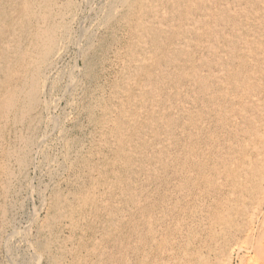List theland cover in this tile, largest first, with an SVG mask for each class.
<instances>
[{"label": "rangeland", "instance_id": "374dc122", "mask_svg": "<svg viewBox=\"0 0 264 264\" xmlns=\"http://www.w3.org/2000/svg\"><path fill=\"white\" fill-rule=\"evenodd\" d=\"M12 1L16 0H0V23L18 17V3ZM94 1L49 0L36 10L58 17L61 6L68 7L63 10L71 39L59 66L49 74L48 89L58 79L59 90L41 98L42 121L38 118L31 133L46 140L44 150L32 157L34 164L26 169L13 200L10 197L11 222L0 237V264H221L233 241L244 239L252 209L264 194V0H126L128 5L121 3L114 14L101 7L108 0ZM192 20L199 22V29L188 34ZM83 30L92 41L90 49L81 37ZM178 35L189 40L186 48L174 45ZM221 66L223 74L217 76ZM194 71L205 88L191 80ZM70 79L82 87L62 91ZM3 80L0 70V85ZM183 105L187 111H182ZM204 120L205 126H199ZM54 122L61 123L68 144L60 129L54 130ZM116 123H121V140ZM18 128L7 127L2 139L6 145L24 133ZM120 145L125 152L118 156ZM50 159L57 160L52 168L46 162ZM55 194L69 201L60 214L49 206ZM134 199L139 206H133ZM146 216H152L151 225ZM257 217V257L242 253L231 264H264V205ZM28 236L41 258H32ZM251 258H258L257 263Z\"/></svg>", "mask_w": 264, "mask_h": 264}, {"label": "bare ground", "instance_id": "6f19581e", "mask_svg": "<svg viewBox=\"0 0 264 264\" xmlns=\"http://www.w3.org/2000/svg\"><path fill=\"white\" fill-rule=\"evenodd\" d=\"M71 1V0H69ZM80 1V0H79ZM84 1V0H83ZM94 1V0H92ZM103 1V0H102ZM126 0H108L106 3L105 1L104 4L101 6V2L100 6L102 7L103 10L108 11L109 13H113L117 6H119L121 3H124L125 5H128V1ZM138 1V0H137ZM140 1V0H139ZM192 1V0H191ZM95 2V1H94ZM97 2V1H96ZM136 2V0H135ZM144 2V1H141ZM146 2V1H145ZM13 4L18 3V10H19V14L18 17L15 19H10L8 21V18L6 21H4L5 23H0V40L2 45L0 44V60H1V64H0V70L1 73H3L4 75V80L2 85V92L0 95V198L2 199V202H0V237L2 238L3 233L5 232L6 229H8V220L11 219V215L10 219L7 218V214L9 213V208H11V206L9 207V202L10 201V197L13 200V194L16 192V187L20 184V182L23 180L24 176H25V172L26 169H28V166L30 164V162L34 159H32V157H36V155L38 153H42L44 150V140L39 141L37 138H35V136L33 135L34 133H31L33 131V129H35L34 127L37 125V123H41L42 119L40 120L41 117V113H42V109L44 110V106L42 104V96H47L50 95L54 92H52L54 89L57 90V85H58V79L57 80H53L54 83L52 85V89L49 88L48 89V80H49V74H51V72H53V69L58 65L57 63L62 60L63 58V49H65L66 45L70 42L71 39V33L70 30L67 27V18L68 15L64 12L63 9H65L67 11L68 7H62V11H60V13L58 14V17H54L55 15L53 13H42V14H37V8L38 9H43V7L47 6L50 4L49 0H16V1H12ZM53 3V2H52ZM91 3V2H90ZM240 3V2H239ZM60 4V3H59ZM71 4V3H69ZM87 4V3H86ZM95 4V3H94ZM229 4V3H228ZM39 5V6H38ZM52 5V4H51ZM58 5V4H57ZM56 5V6H57ZM91 5V4H90ZM140 5V4H139ZM145 5V4H144ZM38 6V7H37ZM59 6V5H58ZM57 6V7H58ZM99 6V5H97ZM228 6V5H227ZM96 7V6H95ZM122 7V6H121ZM148 7V6H147ZM229 7V6H228ZM77 8V7H76ZM89 8V7H88ZM145 8V7H144ZM144 8L141 9V13L142 15L145 14ZM158 8V7H157ZM2 9V8H1ZM78 9V8H77ZM86 9V8H85ZM93 9V8H90ZM129 9V8H128ZM177 9V8H176ZM3 10V9H2ZM5 10V9H4ZM3 10V13L5 16L7 15ZM58 10V9H57ZM60 10V9H59ZM54 11V10H53ZM56 11V9H55ZM80 11V10H79ZM96 11V10H95ZM212 11V10H211ZM231 11V10H230ZM237 11V10H236ZM263 11V10H262ZM84 12V11H83ZM88 12V11H87ZM213 12V11H212ZM218 12V11H217ZM69 13V12H67ZM79 13V12H78ZM85 13V12H84ZM90 13V11H89ZM88 13V14H89ZM115 13V12H114ZM113 13V14H114ZM140 13V12H139ZM51 14H53L54 16H52ZM72 14V13H71ZM76 14V13H75ZM97 14V13H96ZM99 14V13H98ZM98 14L96 16H98ZM102 14V13H101ZM106 14V13H105ZM104 14V15H105ZM107 14V15H108ZM112 14V15H113ZM11 15V14H10ZM67 15V16H66ZM70 15V14H69ZM77 15V14H76ZM92 15V14H91ZM2 16V15H1ZM95 16V17H96ZM106 16V15H105ZM104 16V18H106ZM214 16V15H213ZM75 17V16H74ZM77 17V16H76ZM86 17V16H85ZM84 17V20H85ZM88 17V16H87ZM86 17V18H87ZM90 17V16H89ZM198 17V16H197ZM80 18V16H79ZM103 18V20H104ZM247 18V17H246ZM4 19V18H3ZM77 19V18H75ZM98 19V18H97ZM209 19V18H208ZM83 20V19H82ZM96 20V19H95ZM94 20V21H95ZM248 20V19H247ZM264 20V19H263ZM72 21V20H71ZM75 21V20H74ZM73 21V22H74ZM78 21V19H77ZM80 21V19H79ZM259 21V20H258ZM10 22V23H9ZM76 22V21H75ZM74 22V23H75ZM83 22V21H82ZM87 22V21H85ZM89 22V21H88ZM97 22V21H95ZM103 22V21H102ZM78 25V23H76ZM88 24V23H87ZM72 25V24H71ZM77 25H73V26H77ZM86 25V24H85ZM91 25V24H90ZM88 24V26H90ZM101 25V24H100ZM181 25V24H180ZM199 25V22L196 20H192L191 24L189 25V27L191 29H187V33L189 31V33L191 32H196L199 28L197 27ZM204 27H208L205 23H203ZM83 26V25H82ZM81 26V27H82ZM253 26V25H252ZM84 27V26H83ZM141 27V26H140ZM71 28V27H70ZM78 28V27H77ZM86 28V27H85ZM90 28V27H89ZM88 28V29H89ZM99 28V27H98ZM197 28V29H195ZM229 29V24L226 25L225 24V30ZM74 29V28H73ZM72 29V30H73ZM79 29H81L79 27ZM83 29V28H82ZM87 29V30H88ZM97 29V28H95ZM195 29V30H194ZM231 29V28H230ZM77 30V29H76ZM99 30V29H98ZM182 30V29H180ZM223 30V31H225ZM75 31V30H74ZM78 31V30H77ZM93 31V30H92ZM86 31H82L81 32V37L84 36L85 37V47L86 48H91V43L92 41L87 38V36H85ZM75 33V32H74ZM188 33V34H189ZM184 34V33H183ZM92 34H90L91 36ZM107 35V34H106ZM181 35V34H179ZM177 36L176 38V43L174 45L177 46V48L182 47V48H186L188 45L187 41H189L188 39H186L185 37H183L184 35ZM77 36V35H76ZM79 36V35H78ZM102 36V35H101ZM225 36V35H224ZM80 37V42L82 40V38ZM217 37V36H216ZM75 38V37H74ZM78 38V37H77ZM214 38V37H213ZM93 39V38H92ZM77 41V40H76ZM138 42V41H137ZM156 42V40H155ZM76 43V42H74ZM79 42H77L78 44ZM82 43V44H83ZM98 43V42H97ZM161 43V42H160ZM70 44V43H69ZM73 43L71 42V45ZM81 44V45H82ZM144 44V43H143ZM75 46V45H74ZM73 46V47H74ZM179 46V47H178ZM184 46V47H183ZM186 46V47H185ZM77 47L79 48V46L77 45ZM82 47V46H81ZM84 47V46H83ZM175 47V46H174ZM77 48V49H78ZM68 49V47H67ZM81 49V48H80ZM84 49V48H83ZM82 49V50H83ZM88 49V50H89ZM232 49V48H231ZM87 50V51H88ZM235 50V49H234ZM80 51V50H78ZM84 51V50H83ZM168 51V50H167ZM174 51V50H173ZM178 52V51H177ZM67 53V52H66ZM79 53V52H77ZM87 53V52H86ZM171 53V52H170ZM96 54V53H95ZM145 54V53H144ZM67 55V54H66ZM65 56V55H64ZM81 56V55H80ZM88 56V55H87ZM86 56V57H87ZM91 56V55H90ZM89 56V57H90ZM173 56V55H172ZM205 57V56H204ZM129 58V57H128ZM169 58V57H168ZM109 59V58H108ZM157 59V58H156ZM176 58H173L172 61L174 62ZM205 59V58H204ZM92 60V59H91ZM65 61V60H64ZM76 61V60H75ZM82 61V60H81ZM94 61V60H93ZM179 61V60H178ZM68 62V61H67ZM62 63V62H61ZM72 63V62H71ZM188 63V62H187ZM57 64V65H56ZM70 64V63H69ZM112 64V63H111ZM56 65V66H55ZM123 65V64H122ZM171 65V64H170ZM59 66V65H58ZM162 66V65H161ZM2 67V68H1ZM191 67V66H190ZM61 68V67H60ZM71 68V67H70ZM159 68V67H158ZM57 69V68H56ZM55 69V70H56ZM65 69V68H64ZM63 69V70H64ZM191 70V69H190ZM197 70V68H196ZM68 71V70H67ZM82 71V70H81ZM219 71L221 73H218L217 76L222 75L224 68L221 66V69H219ZM57 72V71H56ZM230 72V71H229ZM58 73V72H57ZM56 73V74H57ZM65 73V72H64ZM74 73V72H73ZM194 75L191 77V80H198L201 84H203V87L205 88V84L202 82V79H199L198 77H200L198 74V72L194 71L193 72ZM253 73V72H252ZM251 73V74H252ZM70 74V73H69ZM64 75V74H63ZM204 75V74H203ZM202 75V76H203ZM253 75V74H252ZM156 76V75H155ZM205 76V75H204ZM203 76V77H204ZM59 77V76H58ZM57 77V78H58ZM188 77V76H187ZM223 77V76H222ZM74 78V77H73ZM76 78V77H75ZM83 78V77H82ZM181 78V77H180ZM60 80V79H59ZM71 80V79H70ZM90 81V80H89ZM77 82V81H76ZM75 80H71V83L66 84V88L65 90H62L64 92H73L77 87L81 86L78 85L76 87V83ZM157 82V81H156ZM60 83V82H59ZM99 83V82H98ZM62 84V83H61ZM166 84V83H165ZM196 84V83H194ZM60 85V84H59ZM84 85V84H83ZM162 85V84H161ZM61 86V85H60ZM150 86V85H149ZM51 87V86H50ZM59 87V86H58ZM82 87V86H81ZM147 87V86H146ZM163 87V85H162ZM60 88V87H59ZM64 88V87H63ZM149 88V87H148ZM181 88V87H180ZM188 88V87H187ZM185 88V89H187ZM145 89V87H144ZM158 89V88H157ZM166 89V88H165ZM175 89V88H174ZM177 89V88H176ZM179 89V88H178ZM59 90V89H58ZM57 90V91H58ZM181 90V89H180ZM246 92V91H245ZM59 93V92H58ZM78 93V91H77ZM76 93V94H77ZM186 93V92H185ZM194 93V92H193ZM192 93V94H193ZM57 94V93H56ZM127 94V93H126ZM200 94V93H199ZM65 95V93H64ZM70 96H72L71 94H68ZM78 95V94H77ZM160 95V94H159ZM213 96V95H212ZM227 96V95H226ZM257 96V95H256ZM178 97V96H177ZM233 97V96H232ZM253 97V96H252ZM45 98V97H44ZM66 98V97H65ZM77 98V97H76ZM192 98L191 96L189 97V99ZM229 98V96H228ZM231 98V97H230ZM255 98V97H254ZM63 99V98H62ZM118 99V98H117ZM116 99V100H117ZM193 99V98H192ZM196 99V98H195ZM61 100V99H60ZM60 100H58L60 102ZM79 100V99H78ZM51 101V100H50ZM82 101V100H81ZM159 101V99H158ZM163 101V100H162ZM195 101V100H194ZM217 101V100H216ZM255 103L259 101V99H254L253 100ZM53 102V101H52ZM55 102V101H54ZM152 102V101H151ZM46 103V101H45ZM193 103V102H192ZM199 103V102H198ZM213 103V102H212ZM211 103V104H212ZM73 104V103H72ZM72 104H69L70 106H74ZM80 104V103H79ZM190 104V103H188ZM227 104V102H226ZM78 105V104H77ZM110 105V104H109ZM187 105V104H186ZM186 105L182 106V111L185 110L187 111V109L185 107H187ZM192 105V104H191ZM196 105V104H195ZM205 105V104H204ZM216 105V104H214ZM46 106V105H45ZM69 106V107H70ZM168 106V105H167ZM171 106V105H170ZM194 106V105H193ZM219 105H217L218 107ZM246 106V105H245ZM50 107V106H49ZM59 107V106H57ZM67 107V106H66ZM77 107V106H76ZM173 107V106H172ZM213 107V106H212ZM204 108V107H203ZM53 110V109H52ZM74 110V109H73ZM108 110V109H107ZM194 110V109H193ZM234 110V109H233ZM46 111V110H45ZM60 111V110H59ZM247 111V110H246ZM245 111V112H246ZM74 112V111H73ZM194 112V111H193ZM218 112V111H217ZM68 114V113H67ZM216 114V112H215ZM248 114V113H246ZM66 115V114H65ZM149 115V114H148ZM207 115V114H206ZM205 115V116H206ZM64 117V116H63ZM81 117V116H80ZM158 117V116H157ZM162 117V116H161ZM160 117V118H161ZM39 118V121H38ZM42 118V117H41ZM93 118V117H92ZM115 118V117H114ZM58 119V118H57ZM66 120H68L65 117ZM165 119V118H164ZM179 119V118H178ZM181 119V118H180ZM199 119H201L199 117ZM56 120V119H55ZM71 120V119H70ZM104 120V119H103ZM162 120V118H161ZM168 120V119H167ZM202 120V119H201ZM207 120V119H206ZM52 121V120H51ZM113 121V120H112ZM183 121V120H182ZM68 122V121H67ZM70 122V121H69ZM188 122V121H187ZM38 123V125H39ZM98 123V122H96ZM161 123V122H160ZM186 123V122H185ZM54 130H58L60 129L61 137L64 138L63 142H66L67 140L65 139V134L64 131L60 128L61 127V123L59 122H54ZM109 124V123H108ZM121 124V123H120ZM119 123H116V137H119V139L121 138L122 135V130H121V125ZM152 124V123H151ZM180 124V123H179ZM199 126L204 127L206 122L204 121H199ZM99 125V124H98ZM60 126V127H59ZM73 126V125H72ZM75 126V125H74ZM97 126V125H96ZM164 126V125H163ZM163 126L161 128H163ZM174 126V125H173ZM7 127L9 128H21L22 132H24L21 135H18L17 138H15V142L13 144H9L4 143L3 142V136L5 134V130L7 129ZM44 127V126H43ZM46 127V126H45ZM44 127V128H45ZM51 127V126H50ZM49 127V129H50ZM166 127V126H165ZM213 127V126H212ZM18 128V129H19ZM37 128V127H36ZM39 128V127H38ZM175 128V127H174ZM178 128V127H177ZM52 129V128H51ZM212 129V128H211ZM216 129V128H215ZM10 130V129H9ZM41 130V129H40ZM48 130V129H47ZM56 130V131H57ZM160 130V129H159ZM206 130V129H205ZM7 131V130H6ZM53 131V130H52ZM68 131V130H67ZM95 131V130H94ZM113 131V130H112ZM135 131V130H134ZM148 131V130H147ZM146 131V132H147ZM240 131V130H239ZM35 132V131H34ZM37 132V130H36ZM35 132V133H36ZM46 132V131H45ZM58 132V133H60ZM155 132V131H154ZM164 132V131H163ZM203 132V131H202ZM38 133V132H37ZM36 133V134H37ZM41 133V132H40ZM66 133V132H65ZM167 133V132H166ZM170 133V132H168ZM207 133V132H206ZM209 133V132H208ZM46 134V133H45ZM84 134V133H83ZM115 134V133H114ZM138 134V132H137ZM140 134V133H139ZM187 134V133H186ZM136 135V134H135ZM183 135V134H182ZM199 135V134H198ZM37 136V135H36ZM44 136V135H43ZM51 136V135H50ZM60 136V135H59ZM157 136V135H156ZM169 137H171L170 135H168ZM186 136V135H185ZM5 137V136H4ZM16 137V136H15ZM39 137V136H38ZM46 139L47 136L45 135ZM58 137V136H57ZM216 137V136H215ZM50 138V137H49ZM67 138V137H66ZM72 138V137H71ZM79 138V137H78ZM185 138V137H184ZM208 138V137H207ZM43 139V138H42ZM58 139V138H57ZM117 139V138H116ZM118 139V141H119ZM141 139V138H140ZM190 139V138H189ZM188 137L186 140H189ZM192 139V138H191ZM200 139V137H199ZM38 140V141H37ZM59 140V139H58ZM63 140V139H62ZM76 140V139H75ZM121 140V139H120ZM149 140V139H148ZM5 141V140H4ZM123 141V140H122ZM125 141V140H124ZM167 142V140H164ZM170 141V140H169ZM6 142V141H5ZM62 142V143H63ZM68 142V141H67ZM66 142V143H67ZM61 143V144H62ZM105 143V142H104ZM120 143V141H119ZM128 143V142H127ZM134 143V142H133ZM164 143V142H163ZM246 143V142H245ZM46 144V143H45ZM68 144V143H67ZM107 144V143H106ZM165 144V143H164ZM206 144V143H205ZM48 145V144H46ZM123 145V144H122ZM121 146H119V150H118V156L121 154H124L125 150L124 148ZM159 145V143H158ZM156 145V146H158ZM236 145V144H235ZM59 146V145H58ZM125 146V145H123ZM127 146V145H126ZM125 146V148H126ZM129 146V145H128ZM149 146V145H148ZM218 146V145H217ZM86 147V146H85ZM103 147V146H102ZM210 147V146H209ZM46 148V147H45ZM56 148V147H55ZM63 148V147H62ZM65 148V147H64ZM128 148V147H127ZM138 148V147H137ZM158 148V147H157ZM186 148V147H185ZM130 149V148H129ZM187 149V148H186ZM199 149V148H198ZM56 150V149H55ZM75 150V149H74ZM129 152V151H128ZM150 152V151H149ZM154 152V151H153ZM159 152V150H158ZM37 153V154H36ZM105 153V152H104ZM190 153V152H189ZM36 154V155H35ZM52 154V153H51ZM67 154V153H66ZM130 154V152H129ZM138 154V153H137ZM136 154V155H137ZM154 154V153H153ZM187 154V153H186ZM215 154V153H214ZM149 155V154H148ZM188 155V154H187ZM192 155V154H191ZM43 156V155H42ZM53 156V155H52ZM57 156V155H56ZM123 156V155H122ZM121 156V157H122ZM126 156V155H125ZM151 156V155H150ZM141 157V156H140ZM173 157V156H172ZM195 157V156H194ZM50 158V157H49ZM118 158V157H117ZM147 158V157H146ZM169 158V157H168ZM198 158V157H197ZM213 158V157H212ZM99 159V158H98ZM121 159V158H120ZM119 159V160H120ZM162 159V158H161ZM194 159V158H193ZM126 160V159H125ZM142 160V159H141ZM171 160V159H170ZM42 161V160H41ZM40 161V162H41ZM54 161L57 160H53L50 159V161H46L47 166H49L50 168H52ZM59 161V159H58ZM78 161V160H77ZM135 161V160H134ZM172 161V160H171ZM233 161V160H232ZM83 162V161H82ZM118 162V161H117ZM116 162V163H117ZM121 162V161H120ZM131 162V161H130ZM136 162V161H135ZM140 162V161H139ZM158 162V161H156ZM155 162V163H156ZM191 162V161H190ZM33 163V162H32ZM31 163V164H32ZM56 163V162H55ZM54 163V164H55ZM104 163V162H103ZM126 163V162H125ZM128 163V162H127ZM137 163V162H136ZM135 163V164H136ZM147 163V162H146ZM196 163V162H195ZM30 164V165H31ZM34 164V163H33ZM101 164V163H100ZM161 165V163H159ZM193 164V163H192ZM118 165V164H117ZM158 165V164H157ZM73 166V165H72ZM80 166V165H79ZM120 166V165H119ZM143 166V165H141ZM232 166V165H231ZM48 167V168H49ZM57 167V166H56ZM89 167V166H88ZM121 167V166H120ZM125 167V166H124ZM130 167V166H129ZM180 167V166H179ZM204 167V165H203ZM47 168V169H48ZM54 168V167H53ZM81 169V168H80ZM128 169V168H127ZM137 169V168H136ZM147 169V168H146ZM156 169V168H155ZM180 169V168H179ZM186 169V168H185ZM101 170V169H100ZM118 170V169H116ZM115 170V171H116ZM126 170V169H125ZM130 170V169H128ZM134 170V169H132ZM199 170V169H198ZM247 170V169H245ZM75 171V170H74ZM93 171V170H92ZM102 171V170H101ZM114 171V172H115ZM152 171V170H151ZM150 171V172H151ZM189 171V169H188ZM202 171V170H201ZM253 171V170H252ZM49 172V171H48ZM61 172V171H60ZM84 172V171H83ZM94 172V171H93ZM117 172V171H116ZM146 172V171H145ZM156 172V171H155ZM159 172V171H158ZM179 172V171H178ZM186 172V171H185ZM28 173V172H27ZM51 173V171H50ZM59 173V172H58ZM122 173V171H121ZM132 173V172H131ZM74 174V173H73ZM117 174V173H116ZM141 174V173H140ZM185 174V173H184ZM188 174V172H187ZM191 174V173H190ZM248 174V173H247ZM28 175V174H27ZM51 175V174H50ZM53 175V174H52ZM90 175V174H89ZM112 177H113V173H111ZM119 175V174H118ZM134 175V174H133ZM143 175V174H142ZM159 175V174H157ZM176 175V174H175ZM196 175V174H195ZM243 175V174H242ZM121 176V174H120ZM246 176V175H245ZM248 176V175H247ZM246 176V177H247ZM51 177V176H50ZM144 177V176H142ZM149 177V176H148ZM250 177V175H249ZM119 178V177H118ZM121 178V177H120ZM129 178V176H128ZM126 178V179H128ZM132 178V177H131ZM138 178V177H137ZM141 178V176H140ZM139 178V179H140ZM40 179V178H38ZM44 179V178H43ZM56 179V178H54ZM109 179V178H108ZM135 179V177L133 178ZM65 180V179H64ZM77 180V179H76ZM132 180V179H131ZM149 179H147L148 181ZM155 180V179H154ZM118 181V180H117ZM24 182V181H23ZM30 182V181H29ZM38 183V182H37ZM112 183V182H111ZM135 183H138L135 181ZM141 183V182H140ZM182 183V182H181ZM46 184V183H45ZM44 184V185H45ZM50 184V183H49ZM131 184V181H130ZM142 184V183H141ZM167 184V183H166ZM28 185V184H27ZM85 185V184H84ZM108 185V184H107ZM32 186V185H31ZM46 186V185H45ZM91 186V185H90ZM111 186L110 183L108 185V187ZM136 186V185H135ZM139 186H141L139 184ZM27 187V186H26ZM61 187V186H60ZM106 187V186H105ZM114 187V186H113ZM118 187V186H117ZM138 187V186H137ZM143 187V186H142ZM150 187V186H149ZM81 188V187H80ZM83 188V187H82ZM141 188V187H140ZM139 188V189H140ZM190 188V187H189ZM21 189V188H20ZM40 189V188H39ZM112 190V188H110ZM136 189V188H135ZM184 189V188H183ZM19 190V189H18ZM107 190V189H106ZM109 190V188H108ZM117 191V189H115ZM113 190V191H115ZM142 190V189H141ZM28 191V190H27ZM31 191V190H30ZM100 191V190H99ZM103 191V190H102ZM130 191V189H129ZM136 191V190H135ZM134 191V193H135ZM81 192V191H80ZM79 192V193H80ZM123 192V191H122ZM46 193V192H45ZM44 193V194H45ZM59 193V192H58ZM64 193V192H63ZM96 193V192H95ZM123 194V193H122ZM125 194V193H124ZM171 194V193H170ZM82 195V193H81ZM80 195V196H81ZM104 195V194H103ZM103 195H101L103 197ZM116 195V194H115ZM121 196V193H120ZM138 196V195H137ZM232 196V195H231ZM63 197V196H62ZM59 194H55L53 201L49 203V206L51 209H53L54 214L59 213L60 214V210L63 206V204L67 201H64V199L62 198ZM97 197V196H96ZM100 197V196H99ZM98 197V199H99ZM108 197V196H107ZM123 197H125L123 195ZM122 197V199H123ZM132 197V198H131ZM143 197V196H142ZM146 197V196H145ZM149 197V196H148ZM18 198V197H17ZM93 198V197H92ZM119 198V197H118ZM117 198V199H118ZM130 198L133 199V195L130 194ZM242 198V197H241ZM43 199V198H42ZM96 199V200H98ZM116 199V200H117ZM144 199V198H143ZM20 200V199H19ZM41 200V199H40ZM110 200V199H109ZM136 199H134V207L135 206H139V201H135ZM148 200V199H147ZM42 201V200H41ZM101 201V200H100ZM115 201V200H114ZM125 201V200H124ZM127 201V200H126ZM47 202V201H46ZM69 201H67L68 203ZM111 202V201H110ZM117 202V201H116ZM119 202V201H118ZM122 202V201H121ZM107 203V201H105V204ZM128 203V202H127ZM143 202H141L142 204ZM13 204L12 206H14V203H10ZM47 204V203H46ZM114 204V203H113ZM86 205V204H85ZM100 205V204H99ZM109 205V204H108ZM264 205V194L262 196L261 199L258 200V202H256V206L254 207V210L251 216V218L248 216V219L250 218L249 222L251 221V225L249 226V229L246 228V232L244 234V239H236L235 241H233L232 245H230L228 252H226V255L223 257V259H221V264H231L233 261V257L239 256V254H248V255H252V253L254 251V243L253 242V237H254V233L256 232L254 229V221L257 217V214L260 213V210L262 208V206ZM88 206V205H87ZM98 206V205H97ZM102 206V203H101ZM117 206V203H116ZM115 206V207H116ZM72 207V206H71ZM76 207V206H75ZM82 207V206H81ZM107 207V205H106ZM109 207H111L109 205ZM141 207V206H140ZM14 208V207H13ZM20 208V207H19ZM97 208V207H96ZM99 208V206H98ZM151 208V207H150ZM15 209V208H14ZM93 209V208H92ZM100 209V208H99ZM103 209V207L101 208ZM109 209V208H108ZM111 209V208H110ZM109 209V210H110ZM113 209V207H112ZM111 209V211H112ZM117 209V208H116ZM115 209V210H116ZM129 209V207H128ZM68 210V209H67ZM108 210V211H109ZM122 210V209H121ZM120 210V211H121ZM132 210V209H131ZM129 210V211H131ZM135 210V209H134ZM140 210V209H139ZM42 211V210H41ZM62 211V210H61ZM98 211V209H97ZM104 211V209H103ZM127 211V210H126ZM138 211V209H137ZM13 212V211H11ZM106 211H104L103 213H105ZM116 212V211H115ZM114 212V213H115ZM119 212V211H118ZM122 212V211H121ZM124 212V211H123ZM122 212V213H123ZM140 212V211H139ZM126 213V212H125ZM128 213V212H127ZM201 213V212H200ZM63 214V213H62ZM69 214V213H68ZM99 214V213H98ZM101 214V213H100ZM108 214V213H107ZM120 214V212H119ZM151 214V213H150ZM250 214V213H249ZM13 215V214H12ZM35 215V214H34ZM106 215V214H105ZM111 215V214H109ZM115 215V214H114ZM147 215V214H146ZM166 215V214H165ZM14 216V215H13ZM30 216V215H29ZM66 216V215H65ZM92 216V215H89ZM118 216V215H117ZM141 216V215H140ZM145 216V215H144ZM93 217V216H92ZM110 217V216H109ZM263 217V216H262ZM40 218V217H39ZM50 218V217H49ZM97 218V216H96ZM108 218V216H107ZM119 218V217H118ZM117 218V219H118ZM161 218V217H160ZM198 218V217H197ZM17 219V218H16ZM110 219V218H108ZM121 219V218H119ZM118 219V220H119ZM125 219V218H123ZM36 220V219H35ZM56 220V219H55ZM111 220V219H110ZM114 220V219H113ZM117 220V221H118ZM134 220V219H133ZM146 223L151 225V221L152 220V216L148 217L146 216L145 218ZM162 220V219H161ZM257 220V219H256ZM16 221V220H15ZM107 221V220H106ZM116 222H109L110 225H114ZM155 221V220H154ZM183 221V220H182ZM11 222V220H10ZM99 223V222H98ZM108 223V222H107ZM112 223V224H111ZM211 223V222H210ZM257 223V222H256ZM255 223V224H256ZM33 224V223H32ZM36 224V223H35ZM103 224V223H101ZM11 225H13L11 223ZM40 225V224H39ZM103 226V225H102ZM111 226V227H112ZM124 226V225H123ZM260 226V225H259ZM12 227V226H11ZM106 227V225H105ZM104 227V228H105ZM109 226H107L108 228ZM110 227V230H111ZM115 227V226H114ZM203 227V226H202ZM91 228V225H90ZM102 228V227H101ZM106 228V229H107ZM125 228V227H124ZM133 228V227H132ZM158 228V227H157ZM226 227L224 226L223 229H225ZM257 228V227H256ZM103 229V230H106ZM116 229V228H115ZM114 229V230H115ZM153 229V228H152ZM186 229V228H185ZM27 230V227L26 229ZM29 230V229H28ZM108 230V229H107ZM138 230V229H137ZM143 230V229H142ZM180 230V229H179ZM255 231V232H254ZM260 231V230H259ZM110 232V231H109ZM136 232V230H135ZM154 232V231H153ZM152 232V233H153ZM157 232V231H156ZM23 233V232H22ZM30 233V232H29ZM104 233H107L104 232ZM139 233V232H137ZM181 233V232H180ZM233 233V232H232ZM103 234V233H102ZM135 234V233H134ZM160 234V233H159ZM27 237L28 233L27 231H24V237ZM104 235V234H103ZM107 235V234H106ZM137 235V234H136ZM139 235V234H138ZM176 235V234H175ZM10 236V235H9ZM19 236V235H18ZM21 236V235H20ZM34 236V235H32ZM31 236V237H32ZM117 236V235H116ZM127 236V235H126ZM142 236V235H141ZM183 236V235H182ZM226 236V235H225ZM25 237V238H26ZM29 238L26 240L27 243H31L30 241H32V249H33V253H32V258H39V249H37L36 244L33 243V239ZM132 237V236H131ZM35 238V237H34ZM139 238V236H138ZM137 238V239H138ZM142 238V237H141ZM255 238V237H254ZM19 239V237H18ZM129 239V238H128ZM127 239V240H128ZM133 239V238H132ZM145 239V238H143ZM11 240V239H10ZM21 241L23 239H20ZM97 240V239H96ZM140 240V239H139ZM137 240V241H139ZM2 239H0V244H1ZM37 241V240H36ZM109 241V240H108ZM113 241V240H112ZM117 241V240H116ZM25 242V241H24ZM177 242V241H176ZM4 243V242H3ZM12 243V242H11ZM26 243V242H25ZM126 243V242H125ZM6 247L9 249L10 251V241L7 240L6 241ZM20 244V243H18ZM152 244V243H151ZM2 245V244H1ZM0 245V246H1ZM23 245V244H22ZM26 245V244H25ZM25 245H23L25 247ZM28 245V244H27ZM84 245V244H83ZM144 245V243H143ZM148 245V244H147ZM30 246V245H29ZM28 246V247H29ZM27 247V246H26ZM27 247V248H28ZM148 247V246H147ZM39 248V246H38ZM136 248V247H135ZM139 248V247H138ZM145 248V247H144ZM223 248V247H222ZM26 249V248H25ZM30 249V248H29ZM27 249V250H29ZM87 249V248H86ZM148 250V249H147ZM217 250V249H216ZM17 251V250H16ZM105 251V250H104ZM153 251V249H152ZM29 253V252H28ZM104 255V252H102ZM184 253V252H183ZM107 254V253H106ZM182 254V253H181ZM8 255V254H7ZM28 255V254H27ZM94 255V254H93ZM102 255V254H100ZM108 255V254H107ZM176 256V255H175ZM256 253H255V255ZM108 257V256H107ZM183 257V256H182ZM250 257V256H249ZM11 258V257H10ZM30 258V257H29ZM41 258V256H40ZM97 258V257H96ZM95 258V259H96ZM101 259V258H100ZM107 259V258H106ZM115 259V258H114ZM181 259V258H180ZM253 259L252 261L256 262L254 259H258V258H251ZM250 259V260H251ZM125 261V260H124ZM251 261V263H252ZM17 262V261H16ZM243 262V261H242ZM219 263V262H218ZM257 263V262H256ZM11 264V263H10ZM38 264V263H37ZM183 264V263H182ZM189 264V263H188Z\"/></svg>", "mask_w": 264, "mask_h": 264}]
</instances>
